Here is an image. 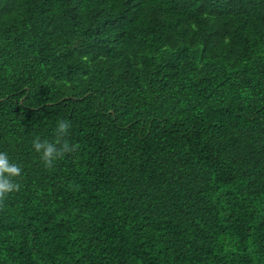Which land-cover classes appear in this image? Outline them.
Here are the masks:
<instances>
[{"label": "trees", "instance_id": "16d2710c", "mask_svg": "<svg viewBox=\"0 0 264 264\" xmlns=\"http://www.w3.org/2000/svg\"><path fill=\"white\" fill-rule=\"evenodd\" d=\"M0 152V264H264V0H0Z\"/></svg>", "mask_w": 264, "mask_h": 264}, {"label": "clouds", "instance_id": "9594fccd", "mask_svg": "<svg viewBox=\"0 0 264 264\" xmlns=\"http://www.w3.org/2000/svg\"><path fill=\"white\" fill-rule=\"evenodd\" d=\"M71 128L67 120H58L54 141L41 140L36 137L32 141L33 149L40 154L44 167L51 169L57 160L63 159L66 154L75 153L80 145H70L65 139ZM22 167L12 162L6 152H0V208H3L4 201L10 193L19 192L21 184L18 178L22 176Z\"/></svg>", "mask_w": 264, "mask_h": 264}]
</instances>
